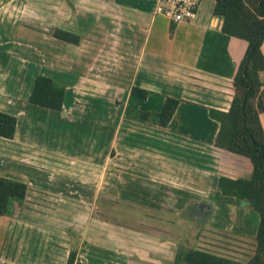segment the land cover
Masks as SVG:
<instances>
[{
  "label": "crops",
  "instance_id": "0c3cea01",
  "mask_svg": "<svg viewBox=\"0 0 264 264\" xmlns=\"http://www.w3.org/2000/svg\"><path fill=\"white\" fill-rule=\"evenodd\" d=\"M38 1L0 0V12L18 22L4 29L17 31L32 2L25 20L45 33L33 36L39 42L28 53L0 39V112L16 118L13 139L0 138V177L29 189L12 216H0V264H66L75 244L85 264H159L149 252L173 260L169 248L181 242L237 255L259 217L216 185L220 176L247 179L251 164L214 147L219 125L208 111H228L247 43L221 32L212 0L177 24L155 13L157 0ZM55 29L79 43L54 39ZM37 75L64 86L61 111L29 103ZM133 87L147 98L132 96ZM165 97L182 102L163 129L157 114ZM259 119L264 131V114ZM199 205L203 219L180 220Z\"/></svg>",
  "mask_w": 264,
  "mask_h": 264
},
{
  "label": "trees",
  "instance_id": "16d2710c",
  "mask_svg": "<svg viewBox=\"0 0 264 264\" xmlns=\"http://www.w3.org/2000/svg\"><path fill=\"white\" fill-rule=\"evenodd\" d=\"M212 14L221 20L223 34L247 43L245 54L232 80V100L228 111L210 109L209 117L218 123L214 147L246 158L251 164L247 179H230L220 176L217 190L223 197H231L238 206L257 213L258 227L254 237L253 255L247 261L213 254L211 252L177 246L171 264H264V131L259 115L264 114V0H212ZM172 28L170 29V34ZM52 37L70 45H77L80 37L74 33L55 29ZM65 88L59 82L41 75L34 79L29 103L37 107L61 111ZM146 90L131 89V95L145 100ZM181 100L165 97L157 114L159 128L165 129ZM149 114L141 113L145 120ZM16 118L0 112V138L12 140ZM26 184L0 177V216H6L11 203L21 204L27 197ZM85 245V244H84ZM66 264H85L77 261L76 244L70 250Z\"/></svg>",
  "mask_w": 264,
  "mask_h": 264
},
{
  "label": "rangeland",
  "instance_id": "374dc122",
  "mask_svg": "<svg viewBox=\"0 0 264 264\" xmlns=\"http://www.w3.org/2000/svg\"><path fill=\"white\" fill-rule=\"evenodd\" d=\"M33 1V0H32ZM38 1V0H37ZM42 2V0H39L38 1V3L39 2ZM23 2V1H22ZM5 3H9V2H7V1H5ZM26 3V2H25ZM37 3V2H36ZM18 5L19 6H24V4L23 3H21V2H19L18 3ZM28 6H29V11H28V16H25L26 18L28 17H30V14H31V9L30 8H32L33 6H34V4L31 2V3H28ZM25 8V7H24ZM28 8V7H27ZM27 8H25V9H27ZM27 11V10H26ZM15 18V17H14ZM13 18V20H10V19H12V17H6L5 15H3L1 12H0V39H7V40H13V45H14V47H13V51L14 52H21V51H24L25 53H28V51H32L33 49H36L37 47L36 46H34L33 45V43L34 42H39V40H34L33 39V36H35V38L36 37H38L39 36V34L42 36V35H44L45 33H43V32H40V31H36V30H33L31 27H29L28 25H29V23L24 19L22 22H20L19 21V25H20V27L18 28V26H16L17 27V31H15V32H13V26L12 27H10L9 29H4L5 28V26H7L6 24H9V22H11V23H18V22H16V19H14ZM27 18V19H28ZM13 21V22H12ZM33 25V24H32ZM88 25V23H85V27ZM9 26V25H8ZM15 34V35H17L16 36V38H15V36H13L12 34ZM90 34V31H88V35ZM100 36H101V34H99V36H97L96 35V37H99L100 38ZM101 39V38H100ZM27 58H29L28 56H27ZM84 65V63H78L77 65H76V68L75 69H73V71H78V70H81L82 69V66ZM74 67V66H73ZM103 75V72L101 73V76ZM261 75V74H260ZM102 77H105L104 75L102 76ZM104 79V78H103ZM18 204V202H12L11 203V205H10V207H9V212H8V214L5 216V217H10V216H12L11 215V213H12V206H13V204ZM41 205H43L42 203H41ZM45 210H46V206H45V208H44ZM195 211H188V209H184V210H182L180 213H179V218H180V220H184V219H186L185 221L187 222L188 221V219L189 218H191V215H192V213H194L196 216H198L200 219L199 220H201V218L203 219L204 217V213L202 212V211H200V209L198 208V207H195V208H193ZM196 211H197V214H196ZM201 215H200V214ZM80 216H82L83 218L85 217V214H82V215H80ZM115 217H118L117 215H115ZM176 217V216H175ZM188 218V219H187ZM83 220H86V218H84ZM186 222H183V223H186ZM212 222H214V218H209V219H207V221L205 222L206 223V225L207 226H210V223H212ZM78 225H79V222L77 223ZM246 224L248 225V226H250L251 225V218H247V221H246ZM84 226L85 224H80V227L78 226V230H80L81 229V226ZM174 228H180L179 226H176L175 225V227ZM1 231H2V228H1V225H0V234H1ZM168 231H169V233L168 234H170V236L172 237V235L174 234V232H173V230H171L170 228L168 229ZM4 232V231H3ZM176 234V233H175ZM188 234V233H187ZM183 235L185 236L186 235V232H184L183 231ZM165 237H167V236H165ZM0 239H1V237H0ZM175 243V242H174ZM79 244H81L80 243V241H79ZM180 245H183V246H186V247H189V245L188 244H184L183 242H181L180 243ZM1 246V245H0ZM154 247V246H153ZM161 251H163L164 253H166V247H164V248H161L160 246L158 247ZM176 248L177 247H173V248H169V249H171V251H174L175 252V250H176ZM193 248L195 249L196 248V246H193ZM238 248H239V250H238V254L237 255H235V254H229V253H227V254H225L224 252H220V251H218L219 252V254L221 255V256H224V257H229V258H233V259H236V260H238V261H247L252 255H253V251H254V239L253 240H244L243 241V243H240V244H238ZM153 250V249H152ZM127 252H131V254H129L130 255V258L134 261V260H137V261H139L140 259H139V257L135 254L138 250H135V251H132L131 250V248L128 250H126ZM155 252V254H157V255H159L158 253H157V251H154ZM80 253H81V251H80ZM79 253V254H80ZM162 253V252H161ZM163 253V254H164ZM155 254H153L152 252H149V255H148V257H149V259H151V258H157L158 260H159V264H171L172 263V258L170 257H166L165 256V254H164V256L162 255V254H160L159 256H156ZM77 261L78 262H83L78 256H77ZM150 264V263H149Z\"/></svg>",
  "mask_w": 264,
  "mask_h": 264
},
{
  "label": "built area",
  "instance_id": "2783aa9c",
  "mask_svg": "<svg viewBox=\"0 0 264 264\" xmlns=\"http://www.w3.org/2000/svg\"><path fill=\"white\" fill-rule=\"evenodd\" d=\"M200 0H157L155 13L172 23L188 22L195 18Z\"/></svg>",
  "mask_w": 264,
  "mask_h": 264
},
{
  "label": "water",
  "instance_id": "95a60500",
  "mask_svg": "<svg viewBox=\"0 0 264 264\" xmlns=\"http://www.w3.org/2000/svg\"><path fill=\"white\" fill-rule=\"evenodd\" d=\"M198 208H199L203 213H205V212H204V206H203V205H199Z\"/></svg>",
  "mask_w": 264,
  "mask_h": 264
}]
</instances>
